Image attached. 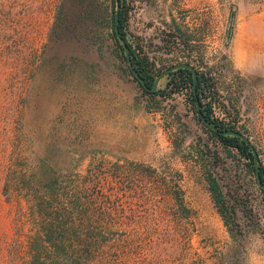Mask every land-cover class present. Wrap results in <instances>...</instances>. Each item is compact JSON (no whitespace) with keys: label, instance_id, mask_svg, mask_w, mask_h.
Instances as JSON below:
<instances>
[{"label":"rangeland","instance_id":"374dc122","mask_svg":"<svg viewBox=\"0 0 264 264\" xmlns=\"http://www.w3.org/2000/svg\"><path fill=\"white\" fill-rule=\"evenodd\" d=\"M1 3L0 264H26L29 222L13 198L25 209L24 198L39 189L30 179L46 176L71 189L90 164L103 172L114 162L136 185L128 191L124 178L122 238L146 223L159 232L136 242L143 246L136 258L120 264H264V197L247 160L221 148L200 120L192 81L167 84L168 72L150 98L124 70L114 0ZM119 10V33L152 63L154 77L188 63L210 79L215 94L195 90L200 111L211 105L212 125L221 120L241 132L264 170V0H119ZM206 170L219 184L233 236L210 199ZM143 183L154 194L149 203L138 199ZM177 187L187 212L170 198ZM90 189L108 190L104 181Z\"/></svg>","mask_w":264,"mask_h":264},{"label":"trees","instance_id":"16d2710c","mask_svg":"<svg viewBox=\"0 0 264 264\" xmlns=\"http://www.w3.org/2000/svg\"><path fill=\"white\" fill-rule=\"evenodd\" d=\"M1 1V4L5 3V0ZM120 14L119 10L118 29L122 23ZM122 34L120 32L123 37ZM113 35L115 36L114 16ZM115 43L122 51V47L116 40ZM127 46L131 64L143 80V84L139 83L140 87L150 98H154L156 92L150 90L154 79L152 63L148 62L145 57H141L129 44ZM120 58L125 64L124 70L127 69L131 73L123 51L120 53ZM168 75L170 79L167 84L171 83L178 86L190 84L192 81L191 73L185 68L171 71ZM196 89V94L204 91L211 92V94L216 93L213 83L202 73L196 75ZM190 97L191 101H194L192 90ZM211 100L213 103L216 97L211 95ZM203 116L212 121L217 119L212 117L211 105H208L206 110L204 109ZM216 127L220 130H235L221 120L216 122ZM211 132L221 148L234 149L235 155H240L247 160L249 171L254 177L252 156L244 142L235 136L220 134L213 130ZM147 169L150 172L154 171L149 166ZM99 171L100 166L90 164L87 173L76 180L71 185V189L57 186L56 182H49L46 176L30 179V182L39 189L30 191L28 196L24 198L25 209L21 205L19 196L13 198L16 202L19 218L25 214L26 220L29 222L23 243L27 256L26 264H120L119 261L123 256L127 255L130 260L136 258L138 253L136 250L143 248L142 244H135L136 242L148 239L149 235L152 237L159 234L157 228H152L146 223L142 225V233H131L130 236L128 233V238H122L121 231L124 222L121 218L122 206L119 204V196L123 189L124 178L132 185L128 191L135 193L136 185L133 184V180L127 177L126 172L117 162L113 163L112 168L103 172ZM258 173L261 181L264 182L263 168L258 167ZM42 181H44V186L41 185L43 189H40L39 186ZM102 181L107 183V192H96L90 189V186H98ZM161 181H165L164 178ZM204 181L213 206L227 227L230 236H233L232 229L228 226V221L225 218L227 207L216 178L206 170ZM149 185L143 183L139 192L138 199L145 203L151 202L152 195H154ZM175 185L177 186L176 183ZM261 193L264 197L263 190ZM12 196L9 191L6 192L8 202H11ZM170 198L181 209L186 212L189 211L178 187L172 196L170 194ZM143 233V236H139ZM149 241L151 240L146 243H150Z\"/></svg>","mask_w":264,"mask_h":264},{"label":"water","instance_id":"95a60500","mask_svg":"<svg viewBox=\"0 0 264 264\" xmlns=\"http://www.w3.org/2000/svg\"><path fill=\"white\" fill-rule=\"evenodd\" d=\"M115 1V11H114V32H115V36L118 39V41L121 44L122 47V51L124 54V57L126 59V63L128 68L130 69L132 75L138 80V82L140 84H143V80L142 78L139 76V74L135 71V69L133 68L132 64H131V60H130V55H129V50H128V46L126 44V41L124 40V38L120 35L119 31H118V27H117V21H118V12H119V0H114ZM233 16L234 13L230 12L229 14V18H228V26L226 28V32H225V41L228 42L230 35H231V26H232V21H233ZM179 68H186L191 72V76H192V83H191V90H192V94H193V98H194V104H195V108L197 109L198 115L200 120L206 125L208 126L211 130L220 133V134H227V135H231V136H235L238 137L242 142H244V144L248 147L251 156H252V163L254 166V177H255V181L257 182L258 186L260 187L261 190L264 191V182L261 181L259 173H258V168H257V156H256V152L254 150V147L250 144V142L248 141V139L238 130H233V129H224V130H220L219 128H217L216 126L212 125L202 114V112L199 109V105H198V100L195 94V90H196V74L195 71L193 69V67L188 64V63H177V64H173L170 67L166 68L165 70L161 71L160 73H158L152 82V85L150 87V90H154L156 88L157 82L158 80L165 75L168 72H171L175 69H179Z\"/></svg>","mask_w":264,"mask_h":264},{"label":"crops","instance_id":"0c3cea01","mask_svg":"<svg viewBox=\"0 0 264 264\" xmlns=\"http://www.w3.org/2000/svg\"><path fill=\"white\" fill-rule=\"evenodd\" d=\"M240 48H241V45L238 42L236 44H234L233 47H232L233 51H235V50L239 51Z\"/></svg>","mask_w":264,"mask_h":264}]
</instances>
